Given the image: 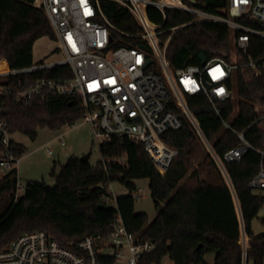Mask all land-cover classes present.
Masks as SVG:
<instances>
[{
    "label": "trees",
    "instance_id": "obj_1",
    "mask_svg": "<svg viewBox=\"0 0 264 264\" xmlns=\"http://www.w3.org/2000/svg\"><path fill=\"white\" fill-rule=\"evenodd\" d=\"M184 2L192 4L189 0ZM101 4L114 27L129 33L140 31L127 8L111 0H101ZM196 5L220 13L227 1L196 0ZM148 15L157 24L164 22V15L154 8L148 9ZM193 19L191 14L167 10L165 27L189 24ZM111 32L115 40L122 38L115 29L111 28ZM44 37L56 40L50 19L36 0H0V60L5 59L12 69L33 65L34 45ZM120 44L125 43L121 40L117 45ZM248 54L255 62H262L264 40L251 37ZM168 55L175 69L201 65L202 55L207 60L224 58L229 62L236 57L244 63L231 84L237 97L219 105L220 116L209 106L197 108L195 115L219 155L239 145L237 133H244L254 147L226 167L249 238L247 262L264 264V233L255 235L252 229V221L264 206V190L255 193L248 187L264 165V72L248 66L249 58L236 50L229 28L214 22H197L179 29L170 42ZM72 76L69 65H60L21 79L65 81ZM7 82L8 79L1 80L0 84ZM80 117L76 98L54 94L25 102L10 98L0 112L11 134L20 132L33 140L40 129L58 131ZM225 123L231 128H226ZM163 140L179 152L164 175L158 172L142 143L113 136L100 144L101 160L97 165L70 157L56 176L55 185L27 181L25 192L16 198L13 191L17 171L0 177V250L19 236L37 230H44L71 247L89 235H108L119 215L130 233L155 245L154 251L144 256L148 264H162L166 257L173 264H207L208 254L214 255V264H242L241 220L236 201L198 134L184 122L180 129L166 132ZM12 149L19 157L27 151L16 141H12ZM140 179L149 180L151 197L158 209L152 222H148L146 213L135 210L136 181ZM114 183L125 188L127 194H120L113 208L100 207L108 187Z\"/></svg>",
    "mask_w": 264,
    "mask_h": 264
},
{
    "label": "built area",
    "instance_id": "obj_2",
    "mask_svg": "<svg viewBox=\"0 0 264 264\" xmlns=\"http://www.w3.org/2000/svg\"><path fill=\"white\" fill-rule=\"evenodd\" d=\"M111 1L134 15L140 28L138 33L114 27L103 12L101 0H39L36 5L46 11L63 58L42 60L21 69H12L1 59L0 82L5 79L8 82L0 84V112L10 98L25 102L44 94L74 97L98 143L108 142L113 136L142 143L162 175L179 155L178 150L163 140V135L180 129L187 122L208 150L236 201L241 220L242 264H248L249 238L226 164L241 160L254 147L244 133H237L239 145L219 155L195 115L197 108L209 106L220 116L219 105L234 97L231 84L244 63L238 62L236 57L233 62L212 58L204 65L175 69L170 63L168 49L179 29L192 23L214 22L229 28L234 47L249 58L247 65L256 72H264V60L255 62L248 54L251 37L264 40V0H226L227 6L220 13L198 7L196 0H189L193 5L184 0ZM149 8L160 11L164 22H153L148 15ZM167 10L191 14L194 19L189 24L166 28ZM111 28L135 45L122 38L115 40ZM121 40L125 44L117 45ZM60 65L71 67L73 76L70 79H21ZM196 101L201 104H195ZM224 125L231 128L228 123ZM12 135L7 120L0 118V173L17 171L13 192L18 198L25 192L26 183L19 178L22 157L12 149ZM63 136H59L61 145H65ZM44 149L49 154L54 153L49 145ZM248 187L264 190V165ZM119 195L111 184L102 204L115 207ZM134 199H140V195L134 194ZM154 249L151 241L130 233L118 215L108 235H89L71 247L61 244L44 230L25 233L0 250V264H148L144 256Z\"/></svg>",
    "mask_w": 264,
    "mask_h": 264
},
{
    "label": "rangeland",
    "instance_id": "obj_3",
    "mask_svg": "<svg viewBox=\"0 0 264 264\" xmlns=\"http://www.w3.org/2000/svg\"><path fill=\"white\" fill-rule=\"evenodd\" d=\"M36 4H39V0H36ZM33 53L35 62L60 60L63 58L57 47V41L52 40L50 37L38 40L34 45ZM233 92L234 98H236V89ZM61 134H64L63 141L65 145H61L59 138ZM12 139L23 144L27 149L18 166L19 178L23 183H27V181H44L48 185H55L56 176L59 175L62 166L70 157L81 159L91 153L89 162L93 166L97 165L101 160L100 143L96 141L91 125L85 122L83 116L77 119L74 124L65 125L58 131L48 128L40 129L38 136L34 140L20 132L13 134ZM46 145L53 148V154H49L44 149ZM4 175L0 173V177ZM136 183L138 186L137 194L140 195V199H135V210L138 213H146L148 222H152L158 213V209L151 197L149 180L140 179ZM113 186L119 194H127V190L119 184L114 183ZM254 192L258 191L255 190ZM263 218L264 206L261 208L258 217L252 221V229L255 235L264 233ZM210 255L212 254H208L206 257L207 264H210ZM162 264H173V262L166 257Z\"/></svg>",
    "mask_w": 264,
    "mask_h": 264
},
{
    "label": "water",
    "instance_id": "obj_4",
    "mask_svg": "<svg viewBox=\"0 0 264 264\" xmlns=\"http://www.w3.org/2000/svg\"><path fill=\"white\" fill-rule=\"evenodd\" d=\"M144 49H146L145 47H143ZM207 62V58L205 55H202L201 56V64H205ZM90 155L91 153L87 154L86 156L82 157L81 158V161L83 162H88L89 161V158H90ZM100 207L102 208H112V206H109V205H104V204H100Z\"/></svg>",
    "mask_w": 264,
    "mask_h": 264
},
{
    "label": "crops",
    "instance_id": "obj_5",
    "mask_svg": "<svg viewBox=\"0 0 264 264\" xmlns=\"http://www.w3.org/2000/svg\"><path fill=\"white\" fill-rule=\"evenodd\" d=\"M210 264H214V255H210Z\"/></svg>",
    "mask_w": 264,
    "mask_h": 264
}]
</instances>
